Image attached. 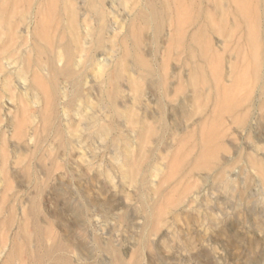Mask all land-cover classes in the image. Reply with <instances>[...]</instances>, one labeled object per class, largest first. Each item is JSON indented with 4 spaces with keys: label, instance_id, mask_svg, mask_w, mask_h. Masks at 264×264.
Returning a JSON list of instances; mask_svg holds the SVG:
<instances>
[{
    "label": "rangeland",
    "instance_id": "rangeland-1",
    "mask_svg": "<svg viewBox=\"0 0 264 264\" xmlns=\"http://www.w3.org/2000/svg\"><path fill=\"white\" fill-rule=\"evenodd\" d=\"M147 1L0 0V264H264V0Z\"/></svg>",
    "mask_w": 264,
    "mask_h": 264
},
{
    "label": "bare ground",
    "instance_id": "bare-ground-1",
    "mask_svg": "<svg viewBox=\"0 0 264 264\" xmlns=\"http://www.w3.org/2000/svg\"><path fill=\"white\" fill-rule=\"evenodd\" d=\"M76 1V0H74ZM172 1L175 3L176 0H148L146 7L148 9V12L146 15H142V18L144 22L151 23L152 28L155 31V34L157 35L159 31L163 27L164 22V12L166 14V11H168L169 7L172 5ZM202 1V0H200ZM235 3L240 2L241 4H245L241 2V0H233ZM104 2L105 0H89V5L96 10L100 24L98 23L97 27V43H101L103 40V29H104V20H105V8H104ZM222 0H215L214 4L216 5L217 9H219V6L222 5ZM236 13H242L239 6L236 4ZM166 10V11H165ZM205 14L204 12H201ZM255 16L249 17V26L250 24L253 25L255 23ZM43 27V24H41V21L39 22L37 26V30ZM201 31V29H199ZM199 31V32H200ZM198 32V33H199ZM198 33H196L198 35ZM133 36L137 35V31H133L131 33ZM249 41L253 44H257L259 42V38L257 37V33L255 32V28H252L249 32ZM51 43L55 44V40L49 39ZM194 41H196V38H194ZM197 42L200 44V41L197 40ZM104 44V43H103ZM59 50L57 51H51L50 47L49 50L51 53H49L48 59H47V66L49 71H52L56 76H63L68 79H73L75 81L77 72L80 64L79 62H75V56L74 53L76 50L74 49V43L72 42H59L58 44ZM35 48L42 52L44 48L39 47L38 45L35 46ZM138 46L134 49V54L136 55V61L138 64H143L142 58L137 53ZM63 61V63H62ZM104 74V71H103ZM46 79L38 77L35 81V87L37 90V95H44L47 98V103L49 107H53L55 104V101L58 100V97L60 95L66 96L65 91L63 88L58 87V85L50 86V88H46ZM79 85V83L77 84ZM76 98L78 99L80 95H84V92L81 90L80 86H77L76 89ZM263 165V164H262ZM264 167V166H263ZM264 173V171H263Z\"/></svg>",
    "mask_w": 264,
    "mask_h": 264
}]
</instances>
